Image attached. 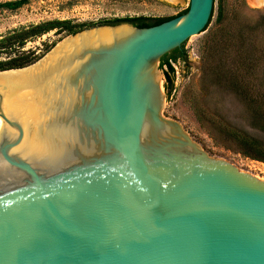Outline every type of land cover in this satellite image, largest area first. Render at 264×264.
Returning a JSON list of instances; mask_svg holds the SVG:
<instances>
[{
	"label": "water",
	"instance_id": "1",
	"mask_svg": "<svg viewBox=\"0 0 264 264\" xmlns=\"http://www.w3.org/2000/svg\"><path fill=\"white\" fill-rule=\"evenodd\" d=\"M212 8L144 0L0 68V264H264V175L159 58Z\"/></svg>",
	"mask_w": 264,
	"mask_h": 264
},
{
	"label": "rangeland",
	"instance_id": "2",
	"mask_svg": "<svg viewBox=\"0 0 264 264\" xmlns=\"http://www.w3.org/2000/svg\"><path fill=\"white\" fill-rule=\"evenodd\" d=\"M143 1L27 0L15 9L0 8V34L15 26L47 18L97 21L113 16H129ZM218 4L223 9V18L219 24H215ZM212 9L211 19L205 29L191 34L181 43L184 56L170 61L173 66L172 82L203 138L249 169L264 175V162L236 151L234 144L225 136L224 128L235 125L258 136L264 135L250 124L244 101L224 81L215 80L214 75L203 74L207 63L201 58L206 34L214 26L219 25L221 28L229 22L234 26L240 19L253 21L259 13L264 15V5H253L249 0H213ZM232 15L234 18H231ZM68 35L49 30L25 41L23 48L38 53L55 46ZM249 37L252 42H257L262 50L258 54L264 57V25L250 32ZM258 64V72H264V60ZM199 108L203 112L201 116Z\"/></svg>",
	"mask_w": 264,
	"mask_h": 264
},
{
	"label": "trees",
	"instance_id": "3",
	"mask_svg": "<svg viewBox=\"0 0 264 264\" xmlns=\"http://www.w3.org/2000/svg\"><path fill=\"white\" fill-rule=\"evenodd\" d=\"M26 2L27 0H2L0 8L15 9ZM222 11L221 5L218 4L215 24H219L223 18ZM124 17L127 15L101 18L97 21L47 18L10 28L0 34V68L36 54L25 50L23 44L49 30H54L55 33L73 34L84 27L110 24ZM231 18H234L233 15ZM210 19L211 17L208 23ZM263 25L264 15L259 13L253 21L240 19L234 26L230 22L223 24L221 28L218 27L219 25L214 26L206 34L201 58L207 63L203 74H211L215 76V80L224 81L244 101L250 124L264 135V72L257 70L260 66L258 63H261L264 57L263 54H258L262 50L257 46V42H252L249 37L250 32ZM182 56L184 52L180 44L159 57L171 80L173 66L170 61ZM202 113L199 108V116L203 115ZM224 134L234 144L236 151L251 159L264 162L263 136L250 133L235 125L225 127Z\"/></svg>",
	"mask_w": 264,
	"mask_h": 264
},
{
	"label": "bare ground",
	"instance_id": "4",
	"mask_svg": "<svg viewBox=\"0 0 264 264\" xmlns=\"http://www.w3.org/2000/svg\"><path fill=\"white\" fill-rule=\"evenodd\" d=\"M249 2L253 5H258V4H261V5H264V0H249ZM260 6V5H259ZM75 38V37H74ZM73 39V38H72ZM70 40V39H69ZM68 41V40H67Z\"/></svg>",
	"mask_w": 264,
	"mask_h": 264
}]
</instances>
